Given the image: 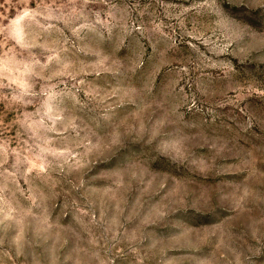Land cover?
<instances>
[{
	"label": "rangeland",
	"instance_id": "1",
	"mask_svg": "<svg viewBox=\"0 0 264 264\" xmlns=\"http://www.w3.org/2000/svg\"><path fill=\"white\" fill-rule=\"evenodd\" d=\"M0 264H264V0H0Z\"/></svg>",
	"mask_w": 264,
	"mask_h": 264
}]
</instances>
